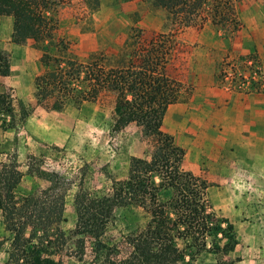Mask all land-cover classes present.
<instances>
[{
  "label": "rangeland",
  "instance_id": "obj_1",
  "mask_svg": "<svg viewBox=\"0 0 264 264\" xmlns=\"http://www.w3.org/2000/svg\"><path fill=\"white\" fill-rule=\"evenodd\" d=\"M210 3L205 0L193 21L180 25L168 19L167 12L153 6L151 0H57L54 9L46 12L52 25L50 37L22 43L12 40V17L0 16V51L9 61L8 73L0 75V93L7 95L11 107L10 113L0 107V167L13 164L22 173L15 190L19 196L47 187L38 178L39 171L59 174L66 189L65 220L53 226L54 232L74 229L73 199L78 189L95 192L112 180L124 179L130 158L149 159L157 141L135 123L119 131L113 129L114 92L102 91L94 101L69 102L56 110L52 108L53 96L46 100L35 97V77L53 70L57 63L63 67L67 61L85 60L92 52L118 58L135 39L150 40L161 35L172 44L165 73L181 83L179 100L167 108L161 129L184 150L181 167L210 183L205 195L206 211L216 220L226 219L231 228L222 223L224 234L236 241L232 250H222L223 242L209 236L205 250H187L178 264H233L242 256H256L255 263L246 264H264V162L230 168L232 175L249 172L255 180L230 187L235 194L229 199L227 185L216 182L224 170L215 158L222 156V126L226 122L222 108L226 97L251 92L253 81L260 80L256 71L264 80V0L236 1L235 23L225 24L219 23L220 14L213 13ZM44 55L49 57V65L42 61ZM224 152L234 155L239 163L243 161L238 150L228 154L224 148ZM52 188L49 193L62 189L59 185ZM244 206L255 212L240 219L259 228L251 231L248 243L234 230L232 219L237 217L230 220L227 216L228 209ZM147 220L148 213L142 207L117 208L104 238L107 242L119 240ZM10 242L11 235L0 222V264H10ZM69 246L67 240L61 251L56 250L55 257L63 264H98L92 261L89 250L79 260Z\"/></svg>",
  "mask_w": 264,
  "mask_h": 264
},
{
  "label": "trees",
  "instance_id": "obj_2",
  "mask_svg": "<svg viewBox=\"0 0 264 264\" xmlns=\"http://www.w3.org/2000/svg\"><path fill=\"white\" fill-rule=\"evenodd\" d=\"M236 1L211 0L213 13L220 14V24L234 22ZM204 2L151 0L153 6L167 12L168 19L180 25L190 24ZM56 5L57 0H0V16L12 17L14 43L26 39L38 42L51 35L46 12ZM161 37L135 39L115 59L92 52L85 60L67 61L63 67L57 63L53 70L35 77V97L46 100L53 96L52 108L56 110L69 102L94 101L102 91L114 92L113 129L119 131L135 123L145 135H153L157 145L149 159L130 158L124 179L112 180L95 192L78 189L73 199L75 227L60 233L53 231L55 224L65 220L66 189L59 174L39 171L37 176L47 187L19 196L15 190L22 173L13 164H3L0 222L11 235L8 263L63 264L55 254L67 240L74 257L82 260L89 250L92 261L98 264H178L187 250H205L209 236L223 242L222 250H232L236 245L232 235L224 234L222 223L231 228L227 220H216L206 211L205 195L210 183L181 167L184 150L161 129L168 106L179 100L181 91V83L165 73L172 44ZM47 58L44 55L42 61L49 65ZM8 70V57L0 51V75ZM255 73L260 80H250L251 92L264 94V80ZM0 107L11 112L4 93H0ZM53 185H59L61 192L49 193ZM128 206L142 207L148 213L147 222L119 240L107 242L104 236L114 211Z\"/></svg>",
  "mask_w": 264,
  "mask_h": 264
},
{
  "label": "crops",
  "instance_id": "obj_3",
  "mask_svg": "<svg viewBox=\"0 0 264 264\" xmlns=\"http://www.w3.org/2000/svg\"><path fill=\"white\" fill-rule=\"evenodd\" d=\"M222 114L224 115L223 122L224 120L226 121L225 125L222 126V143L220 147L222 156L218 157L215 155V158H217L216 161H220V167L224 170V173L219 176L216 182L227 185L229 190L227 192L228 198L231 199L235 193L230 190V187L235 186L238 188L239 185L249 184L254 182L255 179L249 172L240 176L232 175L229 171L230 168L242 169L249 167L251 164L253 166L258 162H264V94L249 92L236 96L228 95L225 99V106L222 108ZM225 144L227 145L225 146ZM224 148L228 154H232L236 150L240 151L242 153V162L250 164L239 163V160L234 158V155L232 157L227 155L224 152ZM196 157L199 159L198 155ZM226 168L228 169V171L226 170L227 172H225ZM238 197L240 198V196ZM228 210V215H225L229 216L230 220L232 216L237 217V219H232V224H234V230L237 232L238 237L246 238V243H248L247 241L253 236L251 231L254 232L259 228L252 222H244L240 217L244 214L251 215L255 210L245 206L242 208L232 207V209ZM242 241L244 240H241V243ZM250 261L255 263L256 256L249 259L246 256H242L241 259L233 264H246Z\"/></svg>",
  "mask_w": 264,
  "mask_h": 264
}]
</instances>
